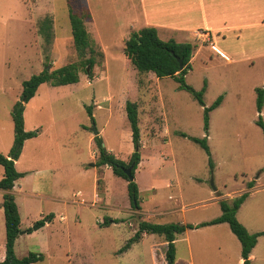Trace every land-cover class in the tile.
Masks as SVG:
<instances>
[{"label": "rangeland", "instance_id": "rangeland-1", "mask_svg": "<svg viewBox=\"0 0 264 264\" xmlns=\"http://www.w3.org/2000/svg\"><path fill=\"white\" fill-rule=\"evenodd\" d=\"M124 2L0 0V152L4 155L10 154L13 144L11 109L19 100L22 81L44 68L80 60L72 44L69 6L83 14L88 8L91 18L85 19V26L96 44L97 62L81 64L78 82L41 83L24 105L25 129L40 134L26 143L16 170L47 168L55 174L44 176L31 196L24 193L30 185L27 176L15 188L22 232L46 213L55 216L48 225L15 239L16 256L29 251L45 255L32 264H151L150 246L157 252L165 249L162 235L149 234L130 251L120 250L140 219L198 225L220 215V199L231 201L242 192L248 194L236 211L237 220L250 233L264 231V132L257 123L259 115L264 122V101L258 112L255 91L264 86V61L252 56L250 35L240 42L230 31L224 42L213 36L211 43L209 36L199 34L202 39L193 43L185 82L197 91L205 83V106L223 96L209 111L206 130L202 106L188 91L170 76L139 73L124 55L130 32L123 26ZM45 16L52 19L49 42L38 31ZM245 31L249 34L250 28ZM158 35L163 40L192 39L170 30H158ZM127 101L138 106L141 159L134 179L141 213L130 205L126 180L109 166L94 165L92 121L86 111L92 105L103 144L128 162L133 144ZM190 137H206L212 168L204 149ZM2 172L0 166V176ZM1 199L0 192V203ZM0 208L3 213L1 204ZM110 217L120 221L98 223ZM4 242L2 216L0 260ZM174 244V264H242L240 242L227 223L187 228L175 235ZM251 254V264H264V234L257 237Z\"/></svg>", "mask_w": 264, "mask_h": 264}, {"label": "trees", "instance_id": "trees-1", "mask_svg": "<svg viewBox=\"0 0 264 264\" xmlns=\"http://www.w3.org/2000/svg\"><path fill=\"white\" fill-rule=\"evenodd\" d=\"M85 11L86 14H83L81 11L74 12L70 6L68 9L72 44L77 57L80 58L79 62H67L55 69L48 70L47 68H44L39 73L32 74L28 79L22 81L19 100L15 101L12 106L11 117L14 131L13 144L10 154L4 155L0 152V165L3 168L2 177L0 178V190L3 191L1 206L3 209L5 232V251L2 260H0V264H32L44 258V254L38 251H29L26 255L21 257L16 256L14 253L15 239L21 230L20 215L11 189L14 185V181L23 175L22 172L16 170L14 161L20 153L23 142L26 139L35 136L38 132L37 130H25L23 119L24 105L31 97H33L38 86L44 82L49 83L52 86L76 83L79 81L81 64L85 63L92 66L97 62L95 57L96 44L85 26V19L91 18V15L87 7L85 8ZM38 31L44 37L45 41L49 42L52 37V19L45 16L39 24ZM194 48L195 46L189 41L161 39L158 36L157 30L153 26H144L137 30H131L124 41V55L139 73L152 72L158 78L170 76L178 82L179 88L185 89L197 100L202 106L204 128L207 130L208 113L220 104L223 96L218 95L211 105L205 106L202 99V91L204 90L205 83L202 89L197 91L185 82L184 75L190 67V60L193 56ZM100 53L102 55L101 50ZM178 57L182 58V68L179 67ZM255 91L256 109L260 112L264 101V86L256 88ZM137 108L138 106L136 102L127 101L125 104L126 116L130 126L131 140L133 144V151L131 152L128 162L118 158L109 151L103 144V140L99 134L93 135L92 137L97 155L94 165L96 167H101L103 165L109 166L114 175L120 176L126 180L127 194L133 210H140L141 208L138 203V185L135 179H128L123 169L132 164L131 173L134 174V170L141 159L139 152L141 144L139 141L140 132ZM86 111L90 120L94 122L92 105L86 106ZM257 123L264 132V122L260 115ZM181 134L185 136L184 133ZM190 138L204 149L208 155L209 166L212 168L213 161L210 156L206 137ZM11 154H13L12 159L9 158ZM99 182L100 178L98 177L97 184H99ZM253 184L254 181L252 180L247 183V186L250 188ZM247 194L248 192H242L235 195L231 201L220 199V215L209 221L201 222L198 225L179 222L157 223L140 219L134 235L128 239V242L120 250L128 248L129 245L137 241L143 233L162 235L165 240V259L168 264H172L175 255L174 240L177 233L183 232L187 228L226 222L232 233L240 242V256L243 260L242 264H251L249 254L257 242V237L260 234H264V231L250 233L236 218V211L247 197ZM52 218L53 214L47 213L35 220L29 227L24 229L23 232L31 233L45 225V223L51 221ZM118 221H120V219L103 218V225Z\"/></svg>", "mask_w": 264, "mask_h": 264}, {"label": "crops", "instance_id": "crops-1", "mask_svg": "<svg viewBox=\"0 0 264 264\" xmlns=\"http://www.w3.org/2000/svg\"><path fill=\"white\" fill-rule=\"evenodd\" d=\"M122 11L126 17L123 26L127 32L133 29L137 30L141 28L142 24L145 23L149 26L155 27L157 33L158 30H170L175 32V34L178 36H185L186 34L192 38L191 41H189L192 44L195 41L202 39L200 38L201 36L199 34H202L203 38L205 36H209L211 43L213 36H215V39L219 38L224 42L227 37L226 34H228L230 31H233L232 36L240 42L243 41L245 37L250 35V49L253 53L252 56L255 55V58L260 59V61H264V0H125ZM135 25L137 26L135 27ZM247 28H250L249 34H247L245 31ZM227 56H229V59H231L230 55ZM27 104L28 103L26 102L25 105ZM39 134L40 132H37L35 136L28 138L23 142L22 148L17 158L22 155L26 143L28 141H35L39 137ZM90 139L92 140V137H90ZM95 153L96 152H94L93 155H95ZM17 160L18 159L14 161V165L17 164ZM19 172H22L23 175L16 179L17 181H14V185L11 189L17 204L18 212L20 211V207L15 197L16 186L17 188H20V184H17L18 180H23V178L26 176L29 178L30 185L24 191V193L31 196L36 193V191H33V189H37L39 187V181L44 176L50 178L55 177V174L47 168L35 170L29 169ZM1 177L2 175L0 178ZM105 191L106 192H104V195L107 194V190ZM0 192L2 195L3 191L0 190ZM97 194L95 195L98 197L99 195ZM54 197L51 199L54 200ZM56 198L59 199V197ZM103 200H105V197ZM49 213L53 214V218L51 221L45 223V225H48L55 218L52 211ZM2 216L3 213L0 210V217L2 218ZM60 218L64 220V215H61ZM113 218L115 217H112L111 219ZM102 221L103 219L99 220L98 223ZM111 223L113 222H110V224ZM23 233L25 232L19 233L18 236ZM148 235L149 234L147 233H143L138 241L132 243V245L128 247L126 251H130L132 246L139 244L145 237H148ZM152 246H150L151 264H155V252ZM249 258H252L251 252L249 254ZM242 261L243 260L240 257L239 262ZM172 264H174V261Z\"/></svg>", "mask_w": 264, "mask_h": 264}, {"label": "water", "instance_id": "water-1", "mask_svg": "<svg viewBox=\"0 0 264 264\" xmlns=\"http://www.w3.org/2000/svg\"><path fill=\"white\" fill-rule=\"evenodd\" d=\"M177 59L179 61V67L182 68L183 67L182 58L178 57ZM91 131H92L93 135H97L98 134V130L96 129L94 122H92ZM10 158L12 159L13 155L10 156ZM91 164L93 165V163H91ZM131 169H132V164L123 169L124 173L127 175L129 180L134 179V174L131 173ZM21 232L22 231H20L19 233H21Z\"/></svg>", "mask_w": 264, "mask_h": 264}, {"label": "built area", "instance_id": "built-area-1", "mask_svg": "<svg viewBox=\"0 0 264 264\" xmlns=\"http://www.w3.org/2000/svg\"><path fill=\"white\" fill-rule=\"evenodd\" d=\"M155 264H168L165 259L164 250H160L159 252L156 251L155 248Z\"/></svg>", "mask_w": 264, "mask_h": 264}]
</instances>
